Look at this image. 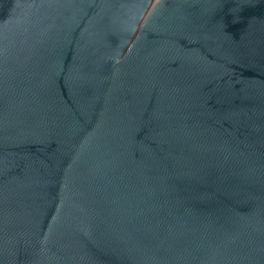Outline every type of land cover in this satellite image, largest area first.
I'll use <instances>...</instances> for the list:
<instances>
[{
  "label": "water",
  "instance_id": "obj_1",
  "mask_svg": "<svg viewBox=\"0 0 264 264\" xmlns=\"http://www.w3.org/2000/svg\"><path fill=\"white\" fill-rule=\"evenodd\" d=\"M0 264H264V0H0Z\"/></svg>",
  "mask_w": 264,
  "mask_h": 264
}]
</instances>
